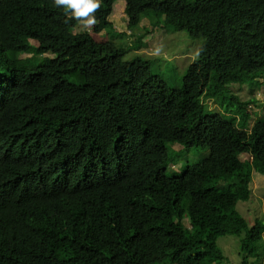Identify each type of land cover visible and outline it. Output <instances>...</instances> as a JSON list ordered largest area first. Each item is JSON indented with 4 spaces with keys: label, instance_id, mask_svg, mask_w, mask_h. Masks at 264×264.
Segmentation results:
<instances>
[{
    "label": "trees",
    "instance_id": "16d2710c",
    "mask_svg": "<svg viewBox=\"0 0 264 264\" xmlns=\"http://www.w3.org/2000/svg\"><path fill=\"white\" fill-rule=\"evenodd\" d=\"M115 1L79 31L54 0H0V264H220L227 234L253 264L264 220L237 201L264 174V103L229 85L264 86V0H124L131 32L202 37L179 86L127 58L144 35L121 42ZM168 143L209 155L168 175Z\"/></svg>",
    "mask_w": 264,
    "mask_h": 264
},
{
    "label": "rangeland",
    "instance_id": "374dc122",
    "mask_svg": "<svg viewBox=\"0 0 264 264\" xmlns=\"http://www.w3.org/2000/svg\"><path fill=\"white\" fill-rule=\"evenodd\" d=\"M124 0H116L114 2L113 12L110 15V19L114 24V28L117 31L125 33V36L121 38V42L125 41L126 45H131L135 42V39L141 35H144V45L140 49H130L127 54V58L132 57L135 54H142L147 59L153 62V71L155 74H159L169 85L179 86L182 83L184 74L186 73L188 65L193 62L197 57L200 45L202 43V37H192L185 30H177L173 27L168 29L156 28L151 25L153 19L150 17H144L141 21L140 30L137 32H131L127 25V16L124 11ZM79 31L88 30L83 28L79 23L76 26ZM146 29L152 32L145 34ZM102 40L108 38L107 31L101 32ZM120 38L117 39L119 43ZM30 54L23 53L21 57H28ZM262 80V78H259ZM230 93L236 94L242 101L255 100L261 104L264 103V86L254 84V81L250 80L247 83H232L229 85ZM228 99L222 103H218L215 98L206 99L205 102L210 109H217L223 112L226 105L231 110L234 109L233 105L229 104ZM222 107V108H221ZM248 109L253 112V116L259 115L262 110L256 106L253 101H250L247 105ZM227 109V108H226ZM227 114V118L231 117ZM254 118L251 123L254 122ZM167 150L171 156L170 163L166 170L168 175H181L188 165L200 163L205 160L209 155V148L203 147H190L185 148L180 143H168ZM243 158H248L247 154L242 155ZM252 195L248 201L239 199L237 201V210L248 221L249 224L253 223L256 219L264 220V174L260 172H254L253 177L249 183ZM187 222V221H186ZM242 236L235 234H227L219 237L216 243L219 245L223 253L225 254V260L220 264H242V256L239 253L240 241ZM262 249L260 251L259 259L249 258L254 260L253 264H264V233L262 237ZM249 260V261H250ZM216 264V263H215Z\"/></svg>",
    "mask_w": 264,
    "mask_h": 264
},
{
    "label": "clouds",
    "instance_id": "9594fccd",
    "mask_svg": "<svg viewBox=\"0 0 264 264\" xmlns=\"http://www.w3.org/2000/svg\"><path fill=\"white\" fill-rule=\"evenodd\" d=\"M54 4L59 8H63L68 20L74 19L86 29L96 25L95 13L100 10L101 6L100 0H54Z\"/></svg>",
    "mask_w": 264,
    "mask_h": 264
}]
</instances>
